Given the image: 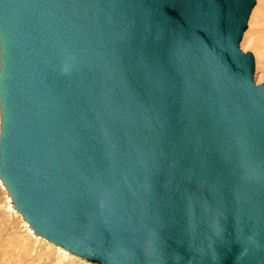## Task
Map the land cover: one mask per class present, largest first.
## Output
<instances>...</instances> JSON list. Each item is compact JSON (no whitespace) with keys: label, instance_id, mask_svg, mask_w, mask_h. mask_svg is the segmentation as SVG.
Listing matches in <instances>:
<instances>
[{"label":"water","instance_id":"obj_1","mask_svg":"<svg viewBox=\"0 0 264 264\" xmlns=\"http://www.w3.org/2000/svg\"><path fill=\"white\" fill-rule=\"evenodd\" d=\"M257 0H0V179L99 264H264Z\"/></svg>","mask_w":264,"mask_h":264},{"label":"rangeland","instance_id":"obj_2","mask_svg":"<svg viewBox=\"0 0 264 264\" xmlns=\"http://www.w3.org/2000/svg\"><path fill=\"white\" fill-rule=\"evenodd\" d=\"M255 56L257 83L264 82V0H257L241 41ZM0 179V264H95L36 235L15 208Z\"/></svg>","mask_w":264,"mask_h":264},{"label":"bare ground","instance_id":"obj_3","mask_svg":"<svg viewBox=\"0 0 264 264\" xmlns=\"http://www.w3.org/2000/svg\"><path fill=\"white\" fill-rule=\"evenodd\" d=\"M253 12V11H252ZM250 20V19H249ZM3 184V183H2ZM11 197V196H10ZM9 197V198H10ZM12 200V199H11ZM13 201V200H12ZM30 225V224H29ZM31 226V225H30ZM32 228V227H31ZM33 230V229H32ZM34 231V230H33ZM36 234V233H35ZM36 235H38V234H36ZM40 236V235H39ZM43 238V237H42ZM52 243V242H51ZM55 245V244H54ZM56 246H58V245H56ZM60 247V246H59ZM62 248V247H61ZM63 249H65V248H63ZM66 250V249H65ZM68 251V250H67ZM69 252V251H68ZM69 253H71V252H69ZM72 255H75V256H78V255H76V254H73V253H71ZM78 257H81V256H78ZM82 258V257H81ZM83 259H85V258H83ZM85 260H87V259H85ZM87 261H89V260H87ZM89 262H91V263H95V264H99L98 262H93V261H89Z\"/></svg>","mask_w":264,"mask_h":264}]
</instances>
